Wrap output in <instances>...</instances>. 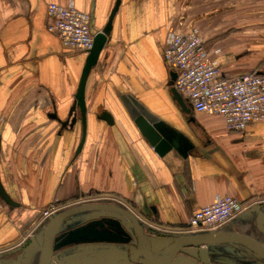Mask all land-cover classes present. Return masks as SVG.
<instances>
[{
    "label": "crops",
    "instance_id": "crops-1",
    "mask_svg": "<svg viewBox=\"0 0 264 264\" xmlns=\"http://www.w3.org/2000/svg\"><path fill=\"white\" fill-rule=\"evenodd\" d=\"M115 1L0 0V181L20 205L9 208L0 200V264H39L31 239L42 211L96 199L115 200L101 202L131 211L158 258L173 234L158 237L150 224L181 228L224 195L257 209L221 230L264 245V123L227 132L220 117L197 115L188 105L190 121L171 99L175 72L162 58L170 30L196 27L224 77L264 73V0H120L109 41L87 79L86 132L76 155L78 113L70 118H76L72 127L62 124L69 120L86 55L66 48L48 30L47 6L71 3L88 14L93 37L106 26ZM122 95L182 132L193 145L188 155L156 154ZM225 246L219 248L235 247ZM136 248L120 216L86 212L62 223L50 264H140L132 259ZM105 250L113 254L91 256Z\"/></svg>",
    "mask_w": 264,
    "mask_h": 264
},
{
    "label": "built area",
    "instance_id": "built-area-1",
    "mask_svg": "<svg viewBox=\"0 0 264 264\" xmlns=\"http://www.w3.org/2000/svg\"><path fill=\"white\" fill-rule=\"evenodd\" d=\"M47 15L50 19L48 30L66 48L88 54L93 45L88 14L77 10L71 3L64 6L50 3ZM217 53L219 51L215 50L214 54ZM162 58L176 74L175 90L195 114L220 117L227 132L243 133L250 123H264V73L252 71L224 77L217 62L209 59L196 27L185 31L170 30L164 42ZM248 208L250 205L241 203L235 197L217 196L181 228L149 226L154 231L173 235L217 232ZM58 211L59 206H48L42 211L38 226H43Z\"/></svg>",
    "mask_w": 264,
    "mask_h": 264
},
{
    "label": "water",
    "instance_id": "water-1",
    "mask_svg": "<svg viewBox=\"0 0 264 264\" xmlns=\"http://www.w3.org/2000/svg\"><path fill=\"white\" fill-rule=\"evenodd\" d=\"M119 5L120 0H116L106 26L101 32L93 36V45L86 55L75 95V102L69 111V120L62 124L63 128L72 127L76 122V118H72L71 120L70 118L75 112L78 113L82 136L77 147L76 155L79 154L82 149L86 132L85 87L87 79L92 69L97 65L99 56L109 41L113 19L118 11ZM170 79L172 85L176 79V74L171 73ZM169 92L172 101L179 106L180 110L188 116L190 121H193L190 108L179 96L173 86L169 88ZM120 99L141 136L160 157L170 152H176L179 156L186 157L188 152L192 150V143L182 132L171 125L166 124L156 115L150 113L131 96L122 95ZM102 119L108 121L110 118L107 115H103ZM0 200L9 208H18L20 206L5 191L1 181ZM256 209L257 206H252L241 215L249 214ZM86 212H109L120 216L127 231L132 233L136 241L137 248L132 254V259L135 261L138 260L140 264H187L186 262H188V260L194 264H212L209 259V247L221 244L234 245L236 248L248 250L249 252H252L256 258L264 261V245L262 243L243 234L223 232L222 230L194 235H173L171 236L173 239L169 241L170 246L164 251V253H162L164 257L158 258V254L151 250L148 239L144 234V226L132 212L122 205L101 202L78 204L61 210L49 218L48 221L37 230L31 239L34 249L40 253L39 264H50L53 242L62 223L74 215ZM262 221L263 217H259L257 224H260ZM158 237L164 236L160 235ZM111 254H113V251L105 250L96 252L91 256L99 257L109 256ZM26 257H31V251L26 253Z\"/></svg>",
    "mask_w": 264,
    "mask_h": 264
},
{
    "label": "rangeland",
    "instance_id": "rangeland-1",
    "mask_svg": "<svg viewBox=\"0 0 264 264\" xmlns=\"http://www.w3.org/2000/svg\"><path fill=\"white\" fill-rule=\"evenodd\" d=\"M84 201V199H82ZM86 201V200H85ZM59 208L61 210H64L68 207H64V206H59ZM233 223V221H231L230 223H228V225H231ZM40 227H42V225L38 226L37 227V230L40 229ZM229 227V226H227ZM226 227V229H227ZM156 233H160L158 234V236L160 235H167L168 233L166 232H163V231H155ZM166 237V236H165ZM219 247H226L225 245L222 246V245H218V246H215L214 248L211 247L210 250H208L210 252V255H209V259L211 261L212 264H230L232 262H236L239 264V262H237L234 258H240V259H247V258H250L251 260H255V261H258V262H261L263 260L261 259H258L254 256V254H252V252H249L248 250H244L242 248H230V250H227L226 248H222L220 249ZM248 261V260H246ZM264 262V261H263ZM187 264H194L193 262L189 261L186 262ZM244 263V261H243ZM247 263V262H245Z\"/></svg>",
    "mask_w": 264,
    "mask_h": 264
}]
</instances>
